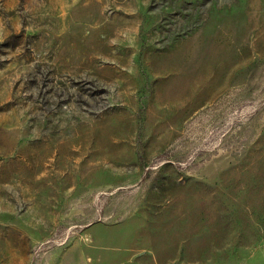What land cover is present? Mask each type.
<instances>
[{
    "label": "rangeland",
    "instance_id": "1",
    "mask_svg": "<svg viewBox=\"0 0 264 264\" xmlns=\"http://www.w3.org/2000/svg\"><path fill=\"white\" fill-rule=\"evenodd\" d=\"M77 242L264 249V0H0V264Z\"/></svg>",
    "mask_w": 264,
    "mask_h": 264
},
{
    "label": "crops",
    "instance_id": "2",
    "mask_svg": "<svg viewBox=\"0 0 264 264\" xmlns=\"http://www.w3.org/2000/svg\"><path fill=\"white\" fill-rule=\"evenodd\" d=\"M113 251L116 250L113 249ZM110 257L108 253H100L95 248H91V252L88 254L85 247L77 242L68 245L55 264H102L103 262L108 263ZM127 261H129V264H132L130 261L139 260L131 257ZM234 261H253L252 264H264V249L262 247L257 248L251 255L239 259L235 258Z\"/></svg>",
    "mask_w": 264,
    "mask_h": 264
}]
</instances>
